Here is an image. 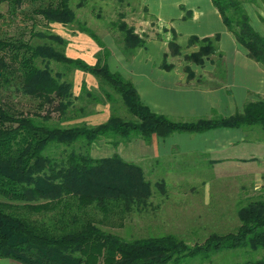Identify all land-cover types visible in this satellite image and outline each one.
I'll return each instance as SVG.
<instances>
[{
  "label": "trees",
  "instance_id": "trees-1",
  "mask_svg": "<svg viewBox=\"0 0 264 264\" xmlns=\"http://www.w3.org/2000/svg\"><path fill=\"white\" fill-rule=\"evenodd\" d=\"M94 2L114 3L115 19L107 25L129 62L149 34L137 33L126 22V0H0V6L6 5V12L0 11L1 24H13L18 18L19 26L29 22L16 35L0 30V258L19 264H193L190 261L195 259L212 264L222 251L264 250V196L237 206L234 231L213 232L192 245L172 234L124 239L110 231L123 228L134 212L145 211L156 196H167L169 187L161 177L147 178L141 164L127 162L117 152L93 157L91 150L97 143L116 149L133 139L149 144L153 137L219 129L259 134L264 132V101H247L240 112L228 117L192 121L151 111L132 82L110 70V51L96 32L78 20L76 11L93 10ZM211 2L248 58L264 66V36L252 27L246 8L264 0ZM54 24L76 26L86 34L98 48L94 63L66 56L67 41L51 31ZM150 29H157L156 22ZM218 40L217 34L190 38L189 44L198 50L184 59L197 65L210 59L213 76H221ZM167 48L170 56L179 55L174 33ZM166 57L161 67L169 70L172 66ZM73 71L93 77L97 93L82 87L75 96L68 77ZM18 97L31 110L23 111ZM120 103L130 118L116 114ZM96 105L110 108L102 123L63 124L91 113ZM51 111L58 114V123L52 122ZM248 161L252 159L242 162ZM185 186L179 183L171 189L182 194ZM237 264H264V254Z\"/></svg>",
  "mask_w": 264,
  "mask_h": 264
},
{
  "label": "crops",
  "instance_id": "crops-1",
  "mask_svg": "<svg viewBox=\"0 0 264 264\" xmlns=\"http://www.w3.org/2000/svg\"><path fill=\"white\" fill-rule=\"evenodd\" d=\"M252 7L253 14L247 10L251 25L264 36V23L259 20L264 19V4ZM125 9L126 22L145 31L149 39L122 68L109 67L132 82L151 111L177 121H192L214 115L228 117L240 112L247 101H264V66L248 58L247 51L226 30L211 0H128ZM151 22L157 24L153 32ZM173 33L180 52L172 57L167 44ZM216 34L218 52L222 54V73L218 77L213 76L215 66L210 59H204L200 65L184 59L198 50L196 45L189 44L190 38L203 39ZM164 54L166 63L172 66L169 70L161 67ZM201 136L208 141L205 147L198 144ZM253 145L240 130L219 129L202 134H172L165 139L153 137L149 144L133 139L127 143L126 156L120 153L122 145L116 149L123 160L135 163L140 159L158 160L173 152L194 158V152H199L212 162V172L207 177L214 178L216 170L231 162L246 165L242 161L246 160L248 147ZM254 147L264 150V141L256 140ZM0 264L19 263L0 258Z\"/></svg>",
  "mask_w": 264,
  "mask_h": 264
},
{
  "label": "rangeland",
  "instance_id": "rangeland-1",
  "mask_svg": "<svg viewBox=\"0 0 264 264\" xmlns=\"http://www.w3.org/2000/svg\"><path fill=\"white\" fill-rule=\"evenodd\" d=\"M94 3L93 10L89 8L76 11L77 18L81 22H86L87 26L96 32L108 47L110 51L109 66L112 69L122 68L126 61L114 43L117 36L111 32L107 25L109 20L115 19V5L113 2ZM246 8L251 14L255 12L251 5L246 6ZM0 11L4 14L6 5L0 6ZM19 21H21L20 18L10 25L0 22V30L10 35H16L20 27L28 28L29 22H23L22 26H19ZM50 29L67 41L66 56L94 63L96 46L86 34L78 32L76 26L64 27L54 24L50 26ZM135 30L141 34L140 28L135 27ZM51 67L57 69L54 64H51ZM68 77L72 81V92L75 96L80 94L82 87L97 93L98 83L90 75L73 71L69 73ZM16 102L23 111L31 110L30 104L21 97L16 98ZM90 109L91 113L84 117L63 124L71 125L84 122L93 125L102 123L110 114V108L107 105L91 106ZM49 113L52 122L58 123V114L54 111ZM116 114L130 118L122 103L118 105ZM247 136L245 133V137L249 139L247 141L253 142L254 145L248 147L244 158L246 160L252 158V161H248L246 165L231 162L220 171L216 170L217 175L211 180L207 177L211 173V168L199 152H194V158L180 156L179 153L173 152L171 156H164L158 160H138L137 163L142 165L147 178L154 180L155 177H161L166 180L169 192L165 197L158 195L155 197L156 199H152L151 204L142 213L134 212L125 222L123 228L111 229L110 231L124 239L144 237L149 234H172L189 245L202 242L207 235L213 232L222 234L234 231L238 226L237 206L249 199L264 196V150L254 147L257 139L264 141V132L260 131L259 134L247 133ZM202 138L206 137L201 136L198 144L200 147H205L208 141ZM121 145L120 153L126 156L128 153L127 144ZM96 146L98 147L97 150L96 147L91 150L93 155L105 157L117 152V149L106 145L104 142H99ZM249 155L253 157L250 158ZM155 161H160V164H156ZM179 183L181 186L182 184L186 185L182 189L184 195H181L178 190L171 189L173 185ZM191 188L194 189V193L191 192ZM174 191L178 192L175 194ZM245 252V250L239 249L222 251L216 255L212 264H237L264 254V250L249 254ZM190 262L207 264L201 263L198 259Z\"/></svg>",
  "mask_w": 264,
  "mask_h": 264
}]
</instances>
